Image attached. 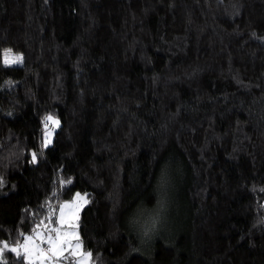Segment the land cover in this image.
<instances>
[{
	"label": "trees",
	"instance_id": "16d2710c",
	"mask_svg": "<svg viewBox=\"0 0 264 264\" xmlns=\"http://www.w3.org/2000/svg\"><path fill=\"white\" fill-rule=\"evenodd\" d=\"M14 1L0 242L80 193L89 264H264V0H22L5 66ZM0 264L27 262L5 249Z\"/></svg>",
	"mask_w": 264,
	"mask_h": 264
},
{
	"label": "rangeland",
	"instance_id": "374dc122",
	"mask_svg": "<svg viewBox=\"0 0 264 264\" xmlns=\"http://www.w3.org/2000/svg\"><path fill=\"white\" fill-rule=\"evenodd\" d=\"M22 4V0L14 1L11 13L10 35L6 48L7 50H11L10 54H12L13 57L19 56L21 51V28L23 24ZM49 123L52 124L51 122ZM83 203L84 201L77 199L75 195L73 200L67 202L68 206L63 208V213L60 208L57 220L54 222L45 221L39 225L34 233L27 235L26 237H32V240L28 241V252H26L23 247L26 242V237L20 244H8V250L14 247L17 248L19 253L23 255L27 264H89L90 258L87 255V252L82 249L78 235L77 221L75 220ZM65 204L66 203L63 205ZM61 217L63 218V222H61ZM53 229H56L57 231H53ZM37 233L40 235L38 236ZM57 236L65 238V242L60 246L63 251L62 255H53L49 252L52 245L48 243V238L51 237L55 240ZM76 237H78V239H76ZM37 245L39 246V249L37 248ZM77 245H79V247H77ZM0 247H2V245H0ZM40 249H43L45 253L43 258H39ZM2 259L3 253L0 254V260Z\"/></svg>",
	"mask_w": 264,
	"mask_h": 264
},
{
	"label": "snow or ice",
	"instance_id": "6c2138e0",
	"mask_svg": "<svg viewBox=\"0 0 264 264\" xmlns=\"http://www.w3.org/2000/svg\"><path fill=\"white\" fill-rule=\"evenodd\" d=\"M10 52L11 50H5L4 51V54H3V64L5 66H9V65H12V64H16V63H19L20 60H21V57L19 56H11L10 55ZM46 120L51 122L55 127H58L59 126V121L54 119L51 115L47 116L46 117ZM45 129H47V131L45 132V142L44 144L42 145V147H47L48 144L51 143V135H52V132L50 129H48V124L45 123ZM37 159L36 157V153H33L32 154V160L33 162H35V160ZM69 183L71 181H68ZM0 183H2V181H0ZM76 198L79 199V200H83L84 203H87L88 201L85 199V196L87 194H84V196H81L80 193H76ZM68 206L67 202L65 205L61 206V212L63 213V208ZM82 206V205H81ZM78 218V217H77ZM61 222H63V218L61 217ZM39 227V226H38ZM53 231H57L56 229H53ZM37 235L39 236L40 234L37 233ZM76 239H78V237H76ZM32 240V237H26V242L25 244L23 245V247L25 248V251L28 252V241H31ZM65 242V238L64 237H60V236H57L56 239L54 240L53 238L49 237L48 238V243L50 245H52V247L49 249V252H51L53 255H62L63 254V251L61 249V245ZM0 245H2V247H0V254H2L5 249H8V243L6 241H3V242H0ZM77 247H79V245H77ZM37 248L39 249V246L37 245ZM11 251L13 252H16L17 256L20 255L19 251L17 248H11L10 249ZM40 257L39 258H43L45 253L43 251V249H40ZM88 256L91 255V253H87ZM28 258V257H26Z\"/></svg>",
	"mask_w": 264,
	"mask_h": 264
}]
</instances>
